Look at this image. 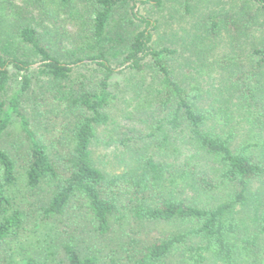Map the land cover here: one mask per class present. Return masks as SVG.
I'll return each mask as SVG.
<instances>
[{
	"label": "trees",
	"instance_id": "trees-1",
	"mask_svg": "<svg viewBox=\"0 0 264 264\" xmlns=\"http://www.w3.org/2000/svg\"><path fill=\"white\" fill-rule=\"evenodd\" d=\"M51 1L50 16L76 18L72 48L53 46L52 29L41 32L14 0H0V244L23 222L12 196L20 158L2 141L17 123L24 185L50 190L47 214L63 215L77 199L99 233L119 230L125 264H264V0H238L203 17L204 34L193 37L198 74L215 38L226 33L232 42L210 69L219 79L210 85L201 75L178 80V50L154 45L158 20L136 8L165 0ZM77 67L90 74L76 75ZM127 69L141 74L129 85L138 96L129 115L147 133L134 149L135 137L123 139L131 163L113 173L99 166L94 146L125 92L116 75ZM59 125L61 135H50ZM144 223L177 226L148 240ZM64 251L70 264H98L74 244Z\"/></svg>",
	"mask_w": 264,
	"mask_h": 264
},
{
	"label": "rangeland",
	"instance_id": "rangeland-1",
	"mask_svg": "<svg viewBox=\"0 0 264 264\" xmlns=\"http://www.w3.org/2000/svg\"><path fill=\"white\" fill-rule=\"evenodd\" d=\"M235 1L238 0H189L192 7L191 13L185 11L184 0H165L162 7L139 4L136 9L140 14L158 20L159 26L154 30L155 46H169L178 50L172 61L177 79L187 84L201 75L200 81L210 85L219 81L217 74H211L210 69L216 68L218 66L216 60L223 58L231 51V38L223 33L213 40V47H215L207 50V65L202 66L204 70L198 74L196 65L199 61L196 60L193 37L204 34L201 27L205 14L229 9ZM14 2L24 12L23 16L35 19V25L38 24L41 32L47 28L52 29L50 41L53 46L56 47L57 42H60V49L64 50L75 45V39L79 33L76 18L74 21L65 11H60L56 17L50 16L57 13L53 1L43 0L37 3L35 0H14ZM74 2L77 7L84 4L82 0H74ZM117 19L119 21L121 17L117 16ZM89 71L85 67H77L74 73L76 75L90 74ZM210 74L212 76H209ZM140 77L141 74H134L129 69L116 75V81L125 92H120L117 103L110 110L112 121L100 131L99 141L94 146L97 163L109 172H122L131 163L130 150L126 144L122 143L123 139L128 135L135 137L129 142L134 149L142 144L136 140H141L142 135L147 133L144 126L129 115V112L133 110V106L129 104H134L138 98L130 86ZM132 78L134 81L131 80ZM13 82L19 86V80L14 78ZM18 128L17 123L13 124L3 136L2 141L5 148L20 158V182L14 187L16 195L12 196L13 207L23 212V222L13 235L0 244V264H21L25 263L29 257L36 258L39 264H70L64 251L67 244L76 245L83 256L95 255L98 264H125L127 257L121 250L120 231L116 230L109 235L99 233L95 220L81 201L74 199L63 215L54 216L45 212L51 192L46 186L30 190L24 185L22 166L24 154L20 149L22 142ZM134 128L137 130L135 131ZM50 129L54 130L49 133L50 135L59 136L62 125L52 126ZM124 132L127 133L125 136ZM176 226V224L167 223H144L142 232L148 240H153L155 236L169 232Z\"/></svg>",
	"mask_w": 264,
	"mask_h": 264
}]
</instances>
